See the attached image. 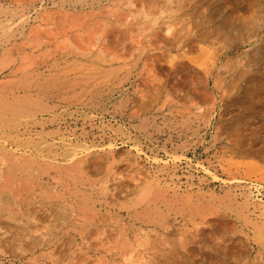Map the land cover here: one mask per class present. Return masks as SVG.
Here are the masks:
<instances>
[{"label":"rangeland","instance_id":"rangeland-1","mask_svg":"<svg viewBox=\"0 0 264 264\" xmlns=\"http://www.w3.org/2000/svg\"><path fill=\"white\" fill-rule=\"evenodd\" d=\"M257 20L264 0H0V264H264V74L183 101L163 38Z\"/></svg>","mask_w":264,"mask_h":264},{"label":"bare ground","instance_id":"bare-ground-1","mask_svg":"<svg viewBox=\"0 0 264 264\" xmlns=\"http://www.w3.org/2000/svg\"><path fill=\"white\" fill-rule=\"evenodd\" d=\"M229 23H220V30L227 29L229 27ZM230 27L233 30H237L238 33L234 34L230 32V30L227 33V37L226 35H224L226 39L223 43L217 41V39L215 38H212V35H209L207 33H197L195 35L180 34L174 40L168 37H164V35L162 34L167 44H172L173 42L175 47L178 50L182 51L181 55L179 56V60L175 64L177 73L175 87L179 99L183 101L186 99H200L202 102H205V93L202 94V91H200V89L204 88L206 85L209 86L211 81H213L216 91H223V93L225 94V98L229 96V94L231 95L232 92L236 91L240 84L246 81V77L248 74H251L253 72H257L262 75L264 74V39L260 37L263 24L258 20L257 22L235 21L230 23ZM217 34L218 33H216V35ZM201 42H209L211 47H213L211 51L204 57L190 56L191 52L194 51V49H201V47L199 46ZM179 54L180 53H178V55ZM208 100L210 101V99ZM206 262L201 264H210ZM209 262L211 261L209 260ZM219 262L221 261L219 260ZM213 263L215 262H212V264ZM195 264H197V262Z\"/></svg>","mask_w":264,"mask_h":264}]
</instances>
